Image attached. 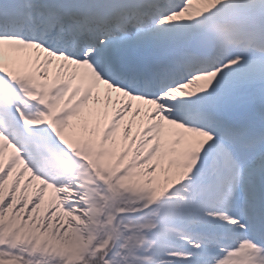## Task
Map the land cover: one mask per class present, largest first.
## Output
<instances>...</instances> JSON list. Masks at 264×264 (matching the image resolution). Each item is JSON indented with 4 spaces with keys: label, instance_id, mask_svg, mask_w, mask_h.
Masks as SVG:
<instances>
[{
    "label": "snow or ice",
    "instance_id": "snow-or-ice-1",
    "mask_svg": "<svg viewBox=\"0 0 264 264\" xmlns=\"http://www.w3.org/2000/svg\"><path fill=\"white\" fill-rule=\"evenodd\" d=\"M0 264H264V0H0Z\"/></svg>",
    "mask_w": 264,
    "mask_h": 264
}]
</instances>
